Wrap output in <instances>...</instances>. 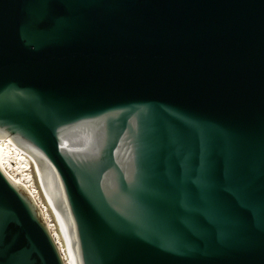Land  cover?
<instances>
[{"label":"water","instance_id":"1","mask_svg":"<svg viewBox=\"0 0 264 264\" xmlns=\"http://www.w3.org/2000/svg\"><path fill=\"white\" fill-rule=\"evenodd\" d=\"M0 134L77 264H264V0H0ZM0 264H65L1 165Z\"/></svg>","mask_w":264,"mask_h":264},{"label":"bare ground","instance_id":"2","mask_svg":"<svg viewBox=\"0 0 264 264\" xmlns=\"http://www.w3.org/2000/svg\"><path fill=\"white\" fill-rule=\"evenodd\" d=\"M16 158V164L11 162ZM0 165L14 181L22 184L32 196L36 205L42 204V217L54 238L65 264H77L69 237L61 216L50 198L38 160L28 150L7 134H0ZM35 172L39 183L36 182Z\"/></svg>","mask_w":264,"mask_h":264},{"label":"rangeland","instance_id":"3","mask_svg":"<svg viewBox=\"0 0 264 264\" xmlns=\"http://www.w3.org/2000/svg\"><path fill=\"white\" fill-rule=\"evenodd\" d=\"M11 162H13V163L16 164V162H17V161H16V158L13 157V158L11 159ZM36 176H37V173L35 172V177H36ZM35 179H36V182L39 183L38 178L36 177ZM38 207H39V209H40L41 214L44 213V215H45L46 213L44 212V206H43L42 204H39Z\"/></svg>","mask_w":264,"mask_h":264}]
</instances>
